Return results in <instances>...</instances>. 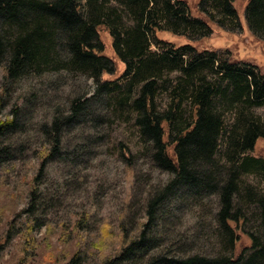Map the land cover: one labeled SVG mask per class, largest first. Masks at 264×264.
Segmentation results:
<instances>
[{"label":"trees","instance_id":"16d2710c","mask_svg":"<svg viewBox=\"0 0 264 264\" xmlns=\"http://www.w3.org/2000/svg\"><path fill=\"white\" fill-rule=\"evenodd\" d=\"M112 1L132 14L136 21L133 28L122 25L123 16L116 10L105 8L106 0H86L85 5L79 0H0V68L4 82L0 113L14 82L27 75L57 70L88 73L93 79L102 80L93 96L76 97L68 114L56 111L47 131L49 146L41 156V174L52 158L74 162L81 156V148L71 153L60 152L62 132L87 114L104 88L115 93L121 89L115 83L127 79L130 89L116 105L121 109L129 106L136 113L135 123L141 136L151 143L153 161L171 173L173 179L148 202L146 222L141 224L139 233L129 237V229L124 227L118 250L103 264H141L140 258L160 244L158 228L166 220H158V212L168 198H180L178 189H185L190 198L202 192L219 197L218 222L222 239L226 240L224 250L213 257L199 254L177 257L170 253L172 248L164 247L147 264H264V194L241 180L243 174L250 172L264 175V159L245 155L264 141V123L251 113L254 108L264 106V72L257 66L247 68L230 60L217 65L216 52L198 51L192 43L176 46L163 41L167 44L163 54H151L149 35L170 32L162 25L171 28V34L184 38L186 34L182 31L187 27H205L210 31L211 26L202 19L189 18L188 14L192 16L184 0H174L178 6L172 5V0ZM205 1L209 0H199L201 12ZM211 1L225 16H238L235 0ZM245 15L253 34L264 36V0H248ZM104 31L111 38L110 55L101 38ZM206 53L210 56H205ZM187 55L189 61L183 58ZM117 70L122 74L118 78ZM166 73L179 75L165 78ZM162 84L170 91L165 111L159 110L157 102ZM112 93L108 96H113ZM111 100L114 103L112 97ZM101 103L110 105L111 101ZM184 103L190 108L188 120H184ZM236 110L237 124L228 138V149L232 150L230 166L221 167L216 154L225 133V113ZM17 127V117L0 121V137ZM6 151L0 147V159L8 155ZM123 156L131 161L130 152L124 151ZM225 169H228L226 176ZM35 184L33 180V201ZM251 207L257 211L251 214ZM248 215L253 222L257 221L258 231L248 228L251 224ZM242 238L249 244L237 253ZM84 258L79 250L66 264H82Z\"/></svg>","mask_w":264,"mask_h":264},{"label":"rangeland","instance_id":"374dc122","mask_svg":"<svg viewBox=\"0 0 264 264\" xmlns=\"http://www.w3.org/2000/svg\"><path fill=\"white\" fill-rule=\"evenodd\" d=\"M79 1L86 4V0ZM106 1L107 10H116L123 16L122 25L130 28L136 25L132 14L120 3ZM184 1L192 16L188 14L189 18L207 21L210 31L205 27H187L182 31L186 34L184 38L171 34V28L162 25L170 32L149 35V53L162 55L167 49L163 41L176 46L192 43L198 51L216 52L217 65L230 60L247 68L257 66L264 72V36L254 35L247 24L248 0H235L237 17L217 11L211 0L205 1L203 12L199 0ZM171 4L176 5L174 0ZM101 38L110 55V36L104 31ZM111 57L116 59L114 54ZM183 58L190 60L189 55ZM117 64L122 71V65ZM121 75L117 70L115 77ZM176 75L179 74L166 73L164 77ZM125 80L115 83L121 88L115 93L104 88L87 114L62 132L60 152L71 153L81 148V156L74 162L52 158L41 174V156L49 146L47 131L56 111L68 114L72 101L76 97L93 96L102 80L93 79L88 73L50 70L14 82L0 113V121L18 119L17 129L0 137V147L6 148L8 154L0 159V264H66L79 250L85 256L82 264H103L118 250L124 227L129 229V237L139 233L141 224L146 222L148 202L164 189L173 175L153 161L151 143L141 136L135 123L136 113L129 106L121 109L116 105V101L126 98L130 89ZM3 84L0 68V96ZM166 90L162 84L157 96L160 111L167 110L170 103V91ZM109 93L113 96H108ZM100 100H110L111 104L105 105ZM183 110L184 120H188L187 103ZM251 113L264 123V106L254 108ZM237 120V110L225 113V133L216 154L221 167L230 166L232 150L228 149V138ZM124 151L130 152L131 161L124 158ZM245 155L264 159V141L258 143L254 152ZM227 170H223L224 176ZM33 180L37 189L34 201ZM241 180L264 194V175L260 172L243 174ZM177 193L179 199L168 198L159 209L158 220H166L159 224L160 244L140 258L141 264L159 256L164 247L172 248L170 253L177 257L192 254L213 257L224 250L226 240L222 239L218 222L219 197L202 192L190 198L185 189H178ZM255 211L256 207L250 208L251 214ZM248 228L258 231L257 221L251 219ZM248 244L242 238L237 253Z\"/></svg>","mask_w":264,"mask_h":264}]
</instances>
